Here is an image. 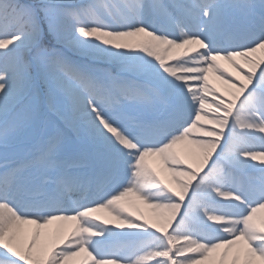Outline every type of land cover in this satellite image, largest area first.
<instances>
[{"label":"snow or ice","instance_id":"6c2138e0","mask_svg":"<svg viewBox=\"0 0 264 264\" xmlns=\"http://www.w3.org/2000/svg\"><path fill=\"white\" fill-rule=\"evenodd\" d=\"M0 264H264V0H0Z\"/></svg>","mask_w":264,"mask_h":264},{"label":"rangeland","instance_id":"374dc122","mask_svg":"<svg viewBox=\"0 0 264 264\" xmlns=\"http://www.w3.org/2000/svg\"><path fill=\"white\" fill-rule=\"evenodd\" d=\"M70 55H72V54H70ZM210 80H211V81L215 84V86H216L217 88H219L221 91H223L224 88L226 87L225 85H222L219 81H216L214 77H210ZM165 174H166V173H163V174H162L163 178H164ZM138 208H139V211L142 212V213L145 215V210H146L147 208H146L144 205H142V204L138 205ZM129 210L133 211L134 214H135V209H129ZM150 212H151V211L149 210V213H150ZM99 215H101V217H102V218H105V219H109V220L112 219L111 217L107 216L106 213H101V214H99ZM113 224H114V222H113ZM113 224H109V225H107V226H108V227H113Z\"/></svg>","mask_w":264,"mask_h":264},{"label":"bare ground","instance_id":"6f19581e","mask_svg":"<svg viewBox=\"0 0 264 264\" xmlns=\"http://www.w3.org/2000/svg\"><path fill=\"white\" fill-rule=\"evenodd\" d=\"M164 178H167V174H165ZM145 217H147L149 220L152 219V214L151 212L149 213V209L145 210Z\"/></svg>","mask_w":264,"mask_h":264}]
</instances>
